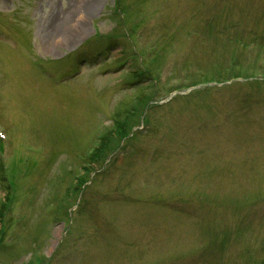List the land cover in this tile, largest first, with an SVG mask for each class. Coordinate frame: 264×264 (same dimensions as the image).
<instances>
[{
  "label": "rangeland",
  "instance_id": "obj_1",
  "mask_svg": "<svg viewBox=\"0 0 264 264\" xmlns=\"http://www.w3.org/2000/svg\"><path fill=\"white\" fill-rule=\"evenodd\" d=\"M114 1L0 0V264H264V0Z\"/></svg>",
  "mask_w": 264,
  "mask_h": 264
},
{
  "label": "bare ground",
  "instance_id": "obj_2",
  "mask_svg": "<svg viewBox=\"0 0 264 264\" xmlns=\"http://www.w3.org/2000/svg\"><path fill=\"white\" fill-rule=\"evenodd\" d=\"M71 1V0H70ZM74 3L69 5L68 8L59 7L53 10L52 16L47 20L48 28L52 31L50 39L51 43L46 47L45 50L52 49L50 45L57 40L58 37L63 38L64 42H73L77 36L83 34L86 27L81 17L77 20L76 16L79 14L92 13L95 6L100 0H73ZM50 21V22H49ZM59 44V42H57Z\"/></svg>",
  "mask_w": 264,
  "mask_h": 264
},
{
  "label": "trees",
  "instance_id": "obj_3",
  "mask_svg": "<svg viewBox=\"0 0 264 264\" xmlns=\"http://www.w3.org/2000/svg\"><path fill=\"white\" fill-rule=\"evenodd\" d=\"M124 123H125L124 121L120 122L119 125H118L119 128H123V124ZM118 135L119 136H122V133L121 132L120 133L117 132V136ZM113 138H115L114 134H112V136L111 135H108V136L103 137L102 140H100L101 142H100L99 147H96L93 151H91L92 153L90 155H88L87 158L89 159V162H93V161H97L98 162V160H100L103 157V155L105 154V152H107L109 149H111V147H112L111 146V142H112ZM84 169H86L87 171H89L90 167H84ZM83 175L81 177H79L80 178V182H82V183L84 181H86V179H85V177H83ZM76 189H78V188L76 186H74L73 187V190L75 191Z\"/></svg>",
  "mask_w": 264,
  "mask_h": 264
}]
</instances>
